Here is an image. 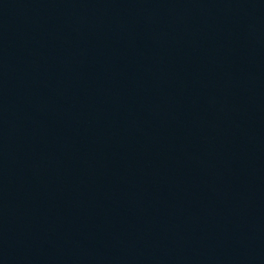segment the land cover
<instances>
[{"label":"water","instance_id":"water-1","mask_svg":"<svg viewBox=\"0 0 264 264\" xmlns=\"http://www.w3.org/2000/svg\"><path fill=\"white\" fill-rule=\"evenodd\" d=\"M0 264H264V0H0Z\"/></svg>","mask_w":264,"mask_h":264}]
</instances>
